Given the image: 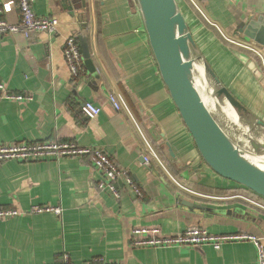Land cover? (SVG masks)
<instances>
[{
	"label": "crops",
	"instance_id": "crops-1",
	"mask_svg": "<svg viewBox=\"0 0 264 264\" xmlns=\"http://www.w3.org/2000/svg\"><path fill=\"white\" fill-rule=\"evenodd\" d=\"M186 2L191 13L179 5L200 54L264 121V45L241 31L264 13V0H204L209 23ZM33 8L40 17H55L58 31L0 34V83L23 96L0 98V144L72 142L99 149L130 171L141 195L126 178L115 183L120 197L101 189L105 176L87 157L5 161L0 209L19 214L0 218V264H259V247L248 239L219 248L132 244L138 227L171 236L198 226L212 234L254 235L264 247V197L221 177L201 156L163 81L138 1L36 0ZM0 9L1 18L20 20L18 0H0ZM81 33L96 70L84 66L74 77L64 44L75 35L82 51ZM230 39L258 51L231 46ZM87 101L101 108L97 117L83 114Z\"/></svg>",
	"mask_w": 264,
	"mask_h": 264
},
{
	"label": "water",
	"instance_id": "water-1",
	"mask_svg": "<svg viewBox=\"0 0 264 264\" xmlns=\"http://www.w3.org/2000/svg\"><path fill=\"white\" fill-rule=\"evenodd\" d=\"M143 15L154 56L180 115L205 162L221 177L264 197V169L251 161L217 123L205 105L195 83L193 63L204 60L208 78L216 87V96L225 97L238 114L249 109L222 84L209 62L200 53L177 0H137ZM244 36L264 45V13L250 19L242 28ZM84 64L95 72L88 36L79 35ZM262 123V122H260ZM186 206L203 209L192 202Z\"/></svg>",
	"mask_w": 264,
	"mask_h": 264
},
{
	"label": "built area",
	"instance_id": "built-area-1",
	"mask_svg": "<svg viewBox=\"0 0 264 264\" xmlns=\"http://www.w3.org/2000/svg\"><path fill=\"white\" fill-rule=\"evenodd\" d=\"M36 0H18V9L20 20L16 23L9 22L0 17V34L12 33L21 34L30 38L32 35L40 32H47L51 35L57 33L59 21L55 17H40L33 8ZM204 0H190L192 5L202 11L200 5ZM1 11V9H0ZM231 40V39H230ZM242 47L257 53V49L246 43H242ZM241 46V45H240ZM261 55V53H258ZM64 56L69 64L70 71L74 77L79 76L84 69V59L79 41L75 35L68 37L64 44ZM0 98L22 99L21 95L9 94L6 92L5 86L0 83ZM110 102L118 110L120 103L114 94L109 95ZM82 112L87 118H95L101 108L93 102L87 101L82 107ZM47 157H87L92 163L102 171L105 176L98 185L101 189H110L115 196L120 197L115 183L118 179L126 178L127 183L134 191L141 195V190L133 180L130 171L121 169L118 165L103 151L92 148L83 147L72 142H43V143H9L0 144V164L8 160L20 161H36ZM145 165H150V159L143 157ZM56 210L53 207H36L34 211L43 212ZM19 214L15 209H0V218L11 217ZM132 244L137 247L156 246L169 247L174 245L203 246L212 245L219 248L224 242L248 239L253 240L259 247V264H264V247L260 243V239L250 234H212L203 227H191L177 235H162L158 228L138 227L133 230ZM118 264V263H112Z\"/></svg>",
	"mask_w": 264,
	"mask_h": 264
},
{
	"label": "bare ground",
	"instance_id": "bare-ground-1",
	"mask_svg": "<svg viewBox=\"0 0 264 264\" xmlns=\"http://www.w3.org/2000/svg\"><path fill=\"white\" fill-rule=\"evenodd\" d=\"M193 74L200 95L213 117L217 120V123L231 140L238 145L241 151L248 153L245 155L251 161L264 169V152L255 151L249 139L243 138L233 132L231 122H238L240 115L225 97L218 98L216 96L214 85L206 74L203 59L196 58L194 60ZM258 140L260 143H264V135L259 136Z\"/></svg>",
	"mask_w": 264,
	"mask_h": 264
},
{
	"label": "rangeland",
	"instance_id": "rangeland-1",
	"mask_svg": "<svg viewBox=\"0 0 264 264\" xmlns=\"http://www.w3.org/2000/svg\"><path fill=\"white\" fill-rule=\"evenodd\" d=\"M177 1L181 5L184 12L191 13V10L188 7V3L186 2V0H177ZM200 7H201V9H204V11L207 12L209 15L211 14L208 11L205 3L201 4ZM194 10H195V12L197 11L205 19L206 22H208V19L204 15L203 10L200 11L199 9H196V8ZM187 18H188V16H187ZM188 21H190V19ZM235 38L242 39L244 37L236 36ZM242 40H244V39H242ZM228 42L232 45H237V46L243 45L237 39H231ZM195 54H196L195 56H197V54L199 55L200 53H195ZM204 57L207 60V62H210L209 57H207V56H204ZM212 84H213V82H212ZM216 90H217V88L215 87V92H216ZM239 115H240V120L238 122H235V121L231 122L233 132L238 134L239 136H242L243 138L249 139V141H250V143L253 146L255 151L264 152V143H260L258 140L259 136L264 135V121L262 119L256 117L251 112L248 115H244V114H239ZM260 122H262V123H260ZM237 147H238V145H237ZM242 152L244 154H248L244 151H242ZM141 247H146V248L148 247L149 248V247H156V246H141Z\"/></svg>",
	"mask_w": 264,
	"mask_h": 264
},
{
	"label": "trees",
	"instance_id": "trees-1",
	"mask_svg": "<svg viewBox=\"0 0 264 264\" xmlns=\"http://www.w3.org/2000/svg\"><path fill=\"white\" fill-rule=\"evenodd\" d=\"M177 2H178V1H177ZM178 4H179V2H178ZM189 4L193 7V5H192L190 2H189ZM179 6H180V5H179ZM180 8H181V7H180ZM193 9H195V8L193 7ZM181 11H182V9H181ZM182 12H183V11H182ZM196 12H197V11H196ZM197 13H198V12H197ZM183 14H184V12H183ZM198 14H199V13H198ZM199 15H200V14H199ZM184 16H186V15H184ZM185 18H186V17H185ZM186 20H187V19H186ZM228 44H229V43H228ZM230 45H231V44H230ZM231 46H234V47H235L236 45H231ZM253 194L256 195V196H259L258 194L254 193V192H253ZM259 197H261V196H259Z\"/></svg>",
	"mask_w": 264,
	"mask_h": 264
}]
</instances>
